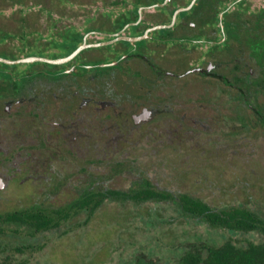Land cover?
I'll use <instances>...</instances> for the list:
<instances>
[{"label":"rangeland","instance_id":"rangeland-1","mask_svg":"<svg viewBox=\"0 0 264 264\" xmlns=\"http://www.w3.org/2000/svg\"><path fill=\"white\" fill-rule=\"evenodd\" d=\"M109 1L0 2V29L11 34L5 40L1 35L0 52L18 57L21 47L25 51L32 45L28 55L52 57V50L41 47L61 41L58 33L68 28L83 31L95 26L89 18L96 8L111 6ZM263 9L264 0H245L232 13L240 14L239 21L250 22ZM29 31L36 32L24 34ZM96 39L87 36L89 42ZM151 59L159 63V69L176 73L209 65L197 63L194 53L178 46L159 47ZM135 64L123 62L121 68ZM32 65L52 66L36 62L11 67L16 71ZM139 69L143 71V66ZM245 70L254 71L240 84L250 91L253 108L246 107L245 100L242 106L231 104L237 93L214 78L197 72L184 79L164 76L151 120L134 125L131 117L140 109L119 94L126 76L115 73L109 87L116 93L112 110L95 112L86 107L75 124L46 126V140L13 135L8 120L0 132V139L5 138L0 142L4 151L0 175L11 178L0 190V213L61 209L88 191L130 192L149 182L156 190L187 193L213 208L243 206L264 218V62H248ZM34 85L45 87L46 83ZM79 85L85 94L96 90L95 83ZM86 219L87 214L80 212L58 229L41 233L25 225L0 224V264H138L141 258L175 264L191 243L219 244L230 235L185 217L172 202L105 201ZM246 238L259 239L255 234Z\"/></svg>","mask_w":264,"mask_h":264},{"label":"flooded vegetation","instance_id":"flooded-vegetation-1","mask_svg":"<svg viewBox=\"0 0 264 264\" xmlns=\"http://www.w3.org/2000/svg\"><path fill=\"white\" fill-rule=\"evenodd\" d=\"M242 1L245 0H233L230 3H225L228 5H225L218 14L217 21L214 20L215 16L203 21H184L178 20L176 17L174 24L165 28L159 27L169 25L172 18L169 23H163L165 13H170V9L164 7V2V4L153 2V4L133 6L134 0H127L128 4L126 5L96 8L93 18H89L93 20L95 26L84 36L86 43L99 44L113 40L117 35L139 37L144 35L148 29H152L147 33L149 38L135 41L133 44L128 41H117L109 45L87 48L81 51V54L76 56L77 58L75 57L64 64L39 62L52 65L49 68L32 65L29 69L15 71L11 67L12 65L0 62L5 65L0 66V105H2L0 132H2V126L10 120L13 135L17 136L20 133L24 139L36 141L41 138L46 140V126H60L68 121L75 124L86 107H90L95 112L112 110L115 107L116 93L109 90V87L111 81L119 74L126 76L123 91L119 94H124L129 104L140 109L138 114L131 117L134 125L147 122L134 123L133 118L143 111L147 112L151 120L155 106H159V88L161 86L159 84L163 81L164 76L184 79L192 75L193 72H197L202 77L214 78L221 81L226 87L228 86L229 90L234 89L237 93L236 101H232L231 104L242 106L246 103V107L253 108V101L249 98L250 91L244 89L240 84L244 82L242 78L250 77L251 72H254L249 70V74L245 73L248 62H259V60L264 62V21H259L261 11L255 12L254 14L257 15L250 22L239 21L240 14L232 12ZM194 5H196V0L189 12L196 14L201 9L193 8ZM134 10L137 14L136 20L129 21L121 30L114 31L115 25L125 18H130V12ZM133 27L135 30L132 29ZM90 34L96 36L97 39L89 42L87 36ZM119 42H127L130 46L122 48L118 44ZM259 45L261 48H258ZM153 46L157 48L152 49ZM163 46H178L181 51L194 53L197 63L209 62V65L206 68L195 66L180 73L159 69V63L154 62L151 57L159 52V47ZM41 48H49L54 53L52 57L44 56L43 58L59 59L57 56L55 57L58 50L53 45ZM120 52H122L121 57L117 60ZM89 53L92 56H89ZM20 58L26 57H12L9 60ZM110 62H117V64L112 67L99 66ZM123 62H137V64L135 66L128 65L122 69L121 63ZM140 65L143 66V71L139 69ZM136 67L137 69H135ZM106 68L109 69L106 70ZM115 73L116 75H114ZM228 76L235 79L228 81ZM7 77L11 79H7ZM38 81L45 82V87L35 86L34 84ZM82 81L90 82L92 85L95 83L96 90H88L85 94V89L79 85ZM106 88H108V94L104 93ZM101 102L108 104L102 105ZM110 116L111 114L108 117ZM44 128L45 132H42ZM0 142L4 143L5 138L1 137ZM3 152L0 151L1 156ZM14 171L15 168H13ZM16 171L18 172L19 169L17 168ZM12 175L14 176L16 173ZM10 178V175L5 177L0 175V190L7 186Z\"/></svg>","mask_w":264,"mask_h":264},{"label":"trees","instance_id":"trees-1","mask_svg":"<svg viewBox=\"0 0 264 264\" xmlns=\"http://www.w3.org/2000/svg\"><path fill=\"white\" fill-rule=\"evenodd\" d=\"M3 1L5 0H0V2ZM16 1L17 0H15V2ZM57 1L63 5L78 3V0ZM164 1L165 0H134L132 5L139 6L153 4V2H159V4H162ZM231 1L233 0H196V5H194L193 8L199 7L201 10L198 11V13L193 14L188 10L179 12L177 17L178 20L184 21H203L215 16L218 20V14L224 9L225 5H228L225 3H230ZM10 2H14V0H10ZM109 2L111 5L128 4L127 0H110ZM190 2L191 0H167L164 7H168L170 13H165L163 23H169L174 11L179 7H187ZM242 4L243 1L238 4L236 9L240 8ZM221 8L222 10L218 11ZM130 13V18H125L117 23L114 31H119L129 21L136 20V10ZM259 16L263 19L264 12L262 11ZM92 28L93 26H88L84 28L83 31L68 28L63 32L58 33V37L61 35V41L52 44L54 48L58 50V54L55 55V57L57 56L58 58H61L68 56L79 45H81L84 36ZM132 29L135 30V27ZM32 32H25L24 34H32ZM164 32H166V30H164ZM2 34L5 36L3 40H5L6 37L11 36L10 33H4L0 29V37ZM118 44H120L122 48L129 45L127 42H119ZM27 47L28 49H25V51L22 47L19 49L21 52L19 56L31 57L27 52L31 50L32 45H28ZM121 53L122 52L118 54L116 58L117 60L120 59ZM1 54L16 57L12 53H5L3 51L0 52V57H4ZM108 69L109 68H106V70ZM7 79L11 78L7 77ZM105 201H130L134 204H141L150 201L162 203L172 202L176 205L178 211L185 217L191 220L201 221L211 229L225 231L230 234L219 244L202 240L191 243L189 248L180 254L175 264H264V218L258 213L243 206L213 208L202 199L187 193L174 194L165 190H156L149 182H146L144 187L130 192L113 189L94 192L88 191L76 198L68 206L61 209L47 210L28 208L10 213H0V224L25 225L35 233H41L58 229L73 215H77L80 212H85L87 214L86 220H89L92 215L101 208ZM2 234L3 231L0 230V235ZM253 234L258 235L259 239L253 240L246 238L247 235ZM234 235L237 236L234 237ZM138 264L158 263L150 258H141L138 260Z\"/></svg>","mask_w":264,"mask_h":264},{"label":"water","instance_id":"water-1","mask_svg":"<svg viewBox=\"0 0 264 264\" xmlns=\"http://www.w3.org/2000/svg\"><path fill=\"white\" fill-rule=\"evenodd\" d=\"M166 1L167 0H165L164 3H166ZM194 2H195V0H192L191 3L187 7H181V8L176 9L172 15L171 23L167 26H160L159 28L171 27L176 20L177 14L179 12L189 10L191 8V6L194 4ZM149 31H152V29H148L144 35L139 36V37H128L125 35H117L116 38H114L113 40L101 42L99 44H88V43H86V38H84L83 43L81 45H79L74 51H72L68 56L63 57V58H59V59H49V58H43V57H26V58H20L17 60H9V59H5V58L0 57V62L5 63L7 65H16L19 63H34V62H44V63L55 64V65L64 64V63H68L71 60H73L84 49L97 47L100 45H109V44H112V43L117 42V41H128L131 44H133L135 41L145 39V38H149V36L147 35V33ZM116 64H117V62H110V63H106V64H101L99 66L100 67H112V66H115ZM101 104L105 105L108 103L107 102H101ZM133 120H134L135 124L138 123V121H147L148 122L150 120V117L147 115V112L143 111L141 114L134 117ZM0 188H1V186H0Z\"/></svg>","mask_w":264,"mask_h":264}]
</instances>
